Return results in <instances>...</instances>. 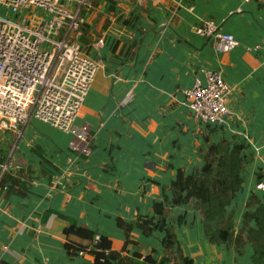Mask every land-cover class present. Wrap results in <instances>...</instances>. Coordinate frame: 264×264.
<instances>
[{
  "label": "crops",
  "instance_id": "obj_1",
  "mask_svg": "<svg viewBox=\"0 0 264 264\" xmlns=\"http://www.w3.org/2000/svg\"><path fill=\"white\" fill-rule=\"evenodd\" d=\"M82 15L78 41L102 66L71 129L30 119L17 142L9 131L0 137V163L7 165L0 176V264H92L95 237L66 238L63 215L105 236L112 250H122L127 237L154 249L159 260L164 232L146 236L132 228L126 235L117 219L151 215L153 201L170 195L177 169L189 175L203 164L196 149L209 131L183 100L194 77L204 81L209 70L220 71L232 88L227 125L247 135L252 162L264 166V0H89ZM203 20L219 23L239 44L217 52L193 30ZM254 45L260 48L247 50ZM214 132L209 140L216 142L221 136ZM252 180L247 177L231 209L245 207ZM168 225L189 264H250L247 243L239 254L208 241L193 202L170 207ZM68 241L87 248L69 255ZM126 249L123 255L133 254Z\"/></svg>",
  "mask_w": 264,
  "mask_h": 264
},
{
  "label": "built area",
  "instance_id": "obj_2",
  "mask_svg": "<svg viewBox=\"0 0 264 264\" xmlns=\"http://www.w3.org/2000/svg\"><path fill=\"white\" fill-rule=\"evenodd\" d=\"M88 1L0 0V137L9 131L17 142L30 119L65 132L71 129L102 66L98 56L85 53L78 41L84 23L82 9ZM193 30L210 40L219 53L239 44L233 34L221 31L213 20H203ZM101 43L102 38L95 47ZM257 48L259 45L247 50ZM231 90L220 71L209 70L204 81L194 77L184 90L183 104L198 124L225 126L231 114ZM6 166L0 163V176ZM256 188L264 191V182L257 183ZM98 240L95 236L96 243Z\"/></svg>",
  "mask_w": 264,
  "mask_h": 264
},
{
  "label": "trees",
  "instance_id": "obj_3",
  "mask_svg": "<svg viewBox=\"0 0 264 264\" xmlns=\"http://www.w3.org/2000/svg\"><path fill=\"white\" fill-rule=\"evenodd\" d=\"M220 127L207 125L206 129L212 135ZM209 134L203 136L204 148L201 145L196 149L203 164L189 175H185L182 169H177L176 176L169 185L170 195L163 193L160 200L153 201L151 215H137L129 223L117 219L118 227L126 235L132 228L141 230L146 236L153 230L164 232L161 239L163 255L160 259L153 258L154 249L127 237L122 250L115 251L111 249L110 241L105 236H98V242L92 247L95 255L92 264H165L171 261L175 264H189L190 260L183 255L173 228L168 225V213L170 207L190 202L200 211L204 235L209 242L231 245L239 254L247 243L251 249L248 256L250 264H264V194L260 196L254 191L250 192L237 229L234 210L231 209L247 181L244 176L245 166L253 160L254 151L244 137L221 136L215 142L209 140ZM262 178L260 171L256 174V184ZM13 185H19L25 190L28 188L25 183L17 180H13ZM61 217L66 223L63 230L66 238L93 241L95 234L92 230L77 225L71 217ZM181 220V216L177 218L178 223ZM64 246L72 256L87 248L74 241L65 242ZM127 246L133 251L130 256L123 255L124 251L128 252Z\"/></svg>",
  "mask_w": 264,
  "mask_h": 264
},
{
  "label": "rangeland",
  "instance_id": "obj_4",
  "mask_svg": "<svg viewBox=\"0 0 264 264\" xmlns=\"http://www.w3.org/2000/svg\"><path fill=\"white\" fill-rule=\"evenodd\" d=\"M3 12V11H2ZM99 69V68H98ZM96 74V73H95ZM95 77V76H94ZM94 80V79H93ZM232 127H230V125H225V126H223V127H220L219 129H217L216 130V133H215V135L216 136H222V137H224V136H234V137H236V136H239V137H244L245 138V140H247V135H244V134H241V133H238V132H236L235 133V131L233 132L232 131ZM247 142H248V140H247ZM249 143V142H248ZM261 171V173H262V176L264 175V166H258V165H255V163L254 162H250L249 164H247V166H245V171H244V176H246V177H248L249 178V176H251L252 177V182H251V188L253 189V191L255 192V193H257L258 195H260V196H262L263 194H264V192H262V191H259L258 189H256V187H255V184H256V174L257 173H259ZM261 180H264V178H262ZM238 203H236V205H234L233 206V209H234V213H235V210H236V212L237 213H235V220L238 218V217H240L241 218V213H242V211L244 210V205H237ZM241 223V222H240ZM240 226V224H238V222H236L235 223V228L237 229L238 227ZM241 258H244V259H246V255H245V257H241ZM230 261L229 260H227L226 261V264L227 263H229ZM234 261H232V263H233Z\"/></svg>",
  "mask_w": 264,
  "mask_h": 264
}]
</instances>
